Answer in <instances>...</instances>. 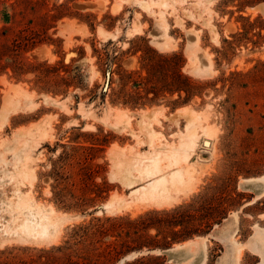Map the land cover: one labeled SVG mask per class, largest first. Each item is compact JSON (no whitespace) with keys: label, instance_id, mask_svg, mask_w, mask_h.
<instances>
[{"label":"rangeland","instance_id":"1","mask_svg":"<svg viewBox=\"0 0 264 264\" xmlns=\"http://www.w3.org/2000/svg\"><path fill=\"white\" fill-rule=\"evenodd\" d=\"M170 1L0 0V264H181L152 251L187 239L204 264H264V194L244 183L264 175V0ZM190 110L217 131L198 188L137 208L117 160L151 150L148 112L177 144ZM18 195L60 215L55 240L9 234Z\"/></svg>","mask_w":264,"mask_h":264},{"label":"bare ground","instance_id":"2","mask_svg":"<svg viewBox=\"0 0 264 264\" xmlns=\"http://www.w3.org/2000/svg\"><path fill=\"white\" fill-rule=\"evenodd\" d=\"M169 1L170 0H157V1H155V0H151V1L139 0V2H137V3H140L144 7L146 6L145 8H147V6L152 7V4L153 5L154 4L155 5H161V7L162 6L167 7L171 2V1L170 2ZM161 13H162V11H161ZM160 15L163 16V14H160ZM139 28L140 27H138V26L136 28H134L137 33L140 30ZM165 28H167V27H165ZM161 35H163V39L158 40L157 44H159L162 47L167 46L168 45V42H167L168 39L166 40V36L164 34L161 33ZM195 42H197V41H195ZM191 44L193 45V44H197V43L191 42ZM198 59H199L198 52L197 51L191 52L192 63L193 64L195 63L198 65ZM198 67L199 68H197L196 71L209 68V64L199 65ZM33 108H35V106ZM4 109H6V108H4ZM123 112L124 111H122V113ZM157 112L156 111H150L147 114L145 113L146 116L144 115L145 117L142 118V120L144 119L143 123H142V128L147 133V135L149 136L148 137V143H149V146H151V150L149 152H144L142 154L141 153H134L133 150H130V153L122 155L123 158H119L117 160V163H116V165L119 169L118 172L120 173L123 181L124 180L127 181V184L129 186L132 185V187H133V191H132V189H131V191L133 193V196H135V197L133 200H131V202L134 203V206L136 205L137 208L138 207L141 208L140 207L141 204L147 205L146 207H148V205L158 206V207L159 206L175 205L173 203L182 194L191 193L195 190V188H198V186H197V184H199L198 181H201L199 179V177H200L199 168H198L197 164L192 162L194 155L196 153L197 145L201 144L203 147L211 148L214 144L213 139L215 138V136H216L215 134L217 132L216 131L214 133V131H213L214 129L212 130L210 126H209L210 128L208 126L205 127L204 125L201 126L200 125L201 124V115L198 113L192 112L190 110L186 114L188 117V124H186L185 130H183L180 133L179 143L175 144V143H171V141L164 142L162 140V135L160 133H158L157 131H155L152 127V123L158 121V113ZM122 113L120 112L119 117H121L122 120H125L126 123H129L128 121L130 120L129 119L130 117L125 116V115L121 116ZM115 119H116V117H115ZM117 120H118V118H117ZM142 120H141V122H142ZM125 121H123L122 123H124ZM41 131H44V130H41ZM43 135H44V133H43ZM38 140H40V139H38ZM138 143H141V142H138ZM114 150H116V149H114ZM117 150H118V148H117ZM120 151H122V150H120ZM120 151H115L114 152L115 155H116V152H118V154H119ZM120 155L121 154H119L118 157ZM21 162H22V160H21ZM24 162H26V160ZM26 164H28V163L26 162ZM19 167H17V169ZM20 168L17 170V173L15 172L16 170L13 172L14 176L19 177L20 180H22V179L23 180L24 179L30 180L32 178V175L30 174L28 169H26L25 166H23L22 169H20ZM115 174L118 175V173H116V172H115ZM253 177L246 179V182H244V183H247L249 188H251V189L254 188L258 194L257 195V197H258V196H261L264 194V175H262L260 177H254V178ZM15 179H18V178H15ZM31 185H32V183H31ZM129 193H131V192H129ZM18 194H19V192H18ZM22 196H23V194H22ZM22 196L20 197V195H18V197H20V198L17 202V206L18 207L20 206L19 207L20 210L18 212H16L18 214H17V216L13 217L12 221L13 222L17 221V219L21 216H22V220H21V222L16 223L14 225H12L11 223H8V225L5 224L6 229L8 228V230H9V234L11 235V233H12L11 231H14L16 233V236L18 233L17 237H19L20 235L22 236V237L20 236L21 238H24V236L25 237L27 236L26 237L27 240L31 239V238L29 239L28 237H35V238H37L36 239L37 241L39 238H40V240L46 239V241H47V239L55 240L53 238L57 236L58 225L59 224L62 225L59 222L60 221L59 220L60 215H58V213L55 212L54 210L46 209L47 207L43 208V205L40 206L41 203H40V205H36L37 203L35 204L34 202H31L30 200H28L29 197H27V199H26ZM115 198H118V197H115ZM123 198H124V196H123ZM121 199L122 198H119L120 205L115 204L116 200H115V202L111 201L110 203H108V205L107 204H105V205L110 206V208L108 207L109 209H111V207H117L118 208L120 206H126L125 202H123L124 204L121 205ZM122 201H123V199H122ZM178 201H179V199H178ZM119 202H116V203H119ZM57 215L59 217H57ZM234 215H236V212ZM8 230H7V232H8ZM4 231H5V228H4ZM7 232H5V235ZM200 238L205 239L207 237L201 236ZM32 239L35 240L34 238H32ZM193 241H194V239H191V240L187 239L183 242L175 244L173 247H171L169 249H167V248L161 249V250L158 249V250H154L152 252H156L159 254L168 252V254H169L168 262H171V263H173L175 261H177V262L178 261L179 262L184 261V262H187V264H204L205 261L207 260V257H208L206 242L202 241L201 245L198 246L197 251H191L190 245H191V242H193ZM40 243H41V241H40ZM240 251H241V249H240ZM129 256L132 257L134 255H128V257Z\"/></svg>","mask_w":264,"mask_h":264},{"label":"trees","instance_id":"3","mask_svg":"<svg viewBox=\"0 0 264 264\" xmlns=\"http://www.w3.org/2000/svg\"><path fill=\"white\" fill-rule=\"evenodd\" d=\"M197 230L195 229H186V231L182 232V233H179L178 231H175L174 232V237H173V241H180V240H183V239H186L187 237L190 238L193 236L194 233H196ZM185 241V240H184ZM183 242V241H182ZM158 250V249H157Z\"/></svg>","mask_w":264,"mask_h":264},{"label":"crops","instance_id":"4","mask_svg":"<svg viewBox=\"0 0 264 264\" xmlns=\"http://www.w3.org/2000/svg\"><path fill=\"white\" fill-rule=\"evenodd\" d=\"M206 261H207V260H206ZM206 261H205V263H206ZM173 263H181V264H182V262H181V261H180V262H179V261H178V262H177V261H175V262H173Z\"/></svg>","mask_w":264,"mask_h":264},{"label":"water","instance_id":"5","mask_svg":"<svg viewBox=\"0 0 264 264\" xmlns=\"http://www.w3.org/2000/svg\"><path fill=\"white\" fill-rule=\"evenodd\" d=\"M167 249H169V248H167ZM165 254H167L169 256L168 252H165ZM168 256H167V259H168Z\"/></svg>","mask_w":264,"mask_h":264}]
</instances>
